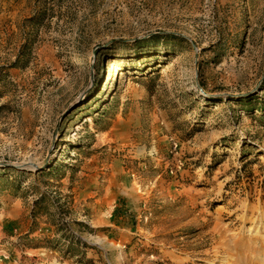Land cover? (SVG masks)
<instances>
[{"label":"rangeland","instance_id":"374dc122","mask_svg":"<svg viewBox=\"0 0 264 264\" xmlns=\"http://www.w3.org/2000/svg\"><path fill=\"white\" fill-rule=\"evenodd\" d=\"M0 174V264H264V0H0Z\"/></svg>","mask_w":264,"mask_h":264},{"label":"trees","instance_id":"16d2710c","mask_svg":"<svg viewBox=\"0 0 264 264\" xmlns=\"http://www.w3.org/2000/svg\"><path fill=\"white\" fill-rule=\"evenodd\" d=\"M139 42H144V41H139ZM157 46V45H156ZM23 48H25L24 46H23ZM23 50L24 49H22L21 50V52L17 55V57H16V59H15V61L12 63V65L13 66H16V65H20L21 66V58H22V53H24L23 52ZM23 61H25V60H23ZM24 63V62H23ZM243 100H248V98L247 97H245ZM248 102V101H247ZM245 105V107L247 106V103L246 104H244ZM47 169H45L43 172H44V175H47V174H52V173H54V172H56V171H58L59 170V168H61L59 165H55V164H52L51 166H48L47 165ZM42 172V171H41ZM19 173H22V172H19ZM21 175V174H20ZM1 177H3V174H0V178ZM41 199V198H40ZM38 199L36 202H35V204H39L40 203V201L43 199ZM40 200V201H39ZM59 230H61L60 228H59ZM78 242H80V240H78ZM70 245L69 246H67V252H69L70 251ZM83 258V257H82ZM82 258H80V259H78L80 262H82Z\"/></svg>","mask_w":264,"mask_h":264},{"label":"bare ground","instance_id":"6f19581e","mask_svg":"<svg viewBox=\"0 0 264 264\" xmlns=\"http://www.w3.org/2000/svg\"><path fill=\"white\" fill-rule=\"evenodd\" d=\"M165 71H167V70H165Z\"/></svg>","mask_w":264,"mask_h":264}]
</instances>
